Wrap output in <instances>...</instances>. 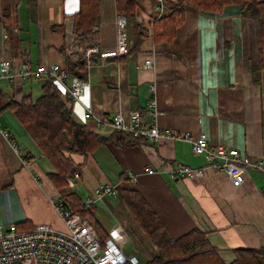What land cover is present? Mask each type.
I'll use <instances>...</instances> for the list:
<instances>
[{"label": "crops", "instance_id": "crops-1", "mask_svg": "<svg viewBox=\"0 0 264 264\" xmlns=\"http://www.w3.org/2000/svg\"><path fill=\"white\" fill-rule=\"evenodd\" d=\"M176 1L163 0L164 8ZM158 3L135 0L134 19L126 22L132 46L128 54L103 58L93 53L88 58L82 47L108 50L117 46V17L122 14L117 0H100V18L94 27L98 44L78 42L72 15L79 11L80 0H0V61L9 59L13 70L24 60L33 66L59 63L69 67L70 62L80 60L73 61L67 51L68 42L76 34L74 54L86 57L88 65L85 71L71 70L70 79L89 83L81 98L71 104L78 123L111 137L116 133L111 119L122 113L129 122L131 112L138 110L146 124L155 120L177 134L192 137L205 133L210 143L237 147L253 160L262 161V167L250 168L244 183L235 186L226 173L210 168L199 179L173 177L170 170L178 163L206 164L205 157L195 154L192 143L185 139L155 143L128 140L125 145L109 141L88 156L72 154L78 164H85L76 186L68 187L83 202L99 200L94 195L96 186L126 185L132 182L127 173H136L138 181L132 183L172 236L199 226L208 231L225 260L231 261L239 246L264 247L260 23L257 17L244 14L239 3H229L218 12L187 7L176 35L171 40H158L153 25L164 11ZM54 26L61 29L54 30ZM144 28L149 33L138 44ZM96 56L98 61H92ZM147 58L154 61L150 68L142 66ZM43 82L0 79V125L10 132L9 137L0 132V224L17 223L22 228L39 223L63 226L52 198L64 195V191L49 176L57 169L6 107L11 98L21 101L26 94L39 97ZM58 87L68 95L64 86ZM146 166L153 171H146Z\"/></svg>", "mask_w": 264, "mask_h": 264}, {"label": "trees", "instance_id": "trees-1", "mask_svg": "<svg viewBox=\"0 0 264 264\" xmlns=\"http://www.w3.org/2000/svg\"><path fill=\"white\" fill-rule=\"evenodd\" d=\"M229 3H239L244 14L258 18L260 23L258 69H264V0H177L165 6L161 17L154 22V36L158 40H171L185 19L187 7L218 12ZM134 6L135 0H117V8L126 16L127 22L134 19ZM99 9L100 0H80L79 11L72 15L79 43L98 44L99 35L94 27L99 22ZM53 29L59 30L61 27L54 26ZM148 33V29L144 28L136 43L139 44ZM97 58L96 56L92 61H98ZM87 65L88 60L83 56L76 63L70 62L68 68L81 72L85 71ZM42 79L43 91L39 97L34 98L31 94H26L21 101L11 98L6 107L16 114L35 143L56 167V172L49 173V176L56 187L64 191L63 196L67 204L79 210L83 216L92 218L98 230L99 220L91 211L92 204L88 208H83L85 203L83 198L68 187V177L74 171L81 174L85 164V161L78 164L72 154L88 156L99 145L109 141L125 145L128 140L138 142L140 139L118 130L111 137L92 132L87 126L75 120L71 107L73 101L60 90L53 78ZM117 189L116 192H120L121 199L139 227L156 247L150 258H143L135 252L138 259L136 264H264L263 246H239L234 249L235 258L231 261L225 260L219 247L211 242L208 231L199 226L192 227L178 237L171 236L158 213L137 187L121 184Z\"/></svg>", "mask_w": 264, "mask_h": 264}, {"label": "built area", "instance_id": "built-area-1", "mask_svg": "<svg viewBox=\"0 0 264 264\" xmlns=\"http://www.w3.org/2000/svg\"><path fill=\"white\" fill-rule=\"evenodd\" d=\"M165 3L159 0L158 7L161 11ZM126 16L118 14V44L108 50H99L97 46L82 47L85 56L90 57L93 53H99L103 58H112L126 55L131 50V44L127 37ZM76 34L67 44V51L73 61L80 59L79 54H74L78 47ZM153 59L147 58L142 66L150 68ZM9 59L0 61V79L23 83L30 79H42L52 77L58 85L65 87L72 101H77L88 88L89 83L84 79H70L69 68L59 63H39L33 66L29 60H24L18 69L11 68ZM152 113L156 115L155 109ZM127 122L122 113H117L112 119L113 127L121 132L128 133L133 137L145 140L149 143L160 142L162 139H185L192 143L195 154L203 155L206 164L192 166L178 163L171 168V175L178 179L202 178L206 169L226 173L235 186H241L246 173L250 168L262 167V161L253 160L247 153L237 147L227 146L223 143H210L206 134L198 137L177 134L174 129L164 128L153 120L150 124L144 123L141 112L134 110ZM0 132L9 137L10 132L0 125ZM14 146H18L13 142ZM146 171H153L146 166ZM128 178L132 182L138 181V174L128 172ZM80 172L74 171L68 178L71 187L76 186V180L80 178ZM118 184L105 183L95 187V199H101L116 192ZM59 213L63 226L57 227L51 223H39L30 228H22L17 223L0 224V264H124L131 262L136 264V254H127L126 251L113 239L102 236L90 217H85L79 210L69 206L64 196L59 194L52 198ZM93 200L86 201L83 208H88Z\"/></svg>", "mask_w": 264, "mask_h": 264}, {"label": "rangeland", "instance_id": "rangeland-1", "mask_svg": "<svg viewBox=\"0 0 264 264\" xmlns=\"http://www.w3.org/2000/svg\"><path fill=\"white\" fill-rule=\"evenodd\" d=\"M126 185L135 186L132 182ZM119 193L117 191L97 201H94V198L92 199L95 203L91 211L94 212L99 220V233L102 236L113 238L127 254H135L137 252L143 258H150L156 251V247L138 226L131 211L121 199Z\"/></svg>", "mask_w": 264, "mask_h": 264}, {"label": "bare ground", "instance_id": "bare-ground-1", "mask_svg": "<svg viewBox=\"0 0 264 264\" xmlns=\"http://www.w3.org/2000/svg\"><path fill=\"white\" fill-rule=\"evenodd\" d=\"M76 62V61H75Z\"/></svg>", "mask_w": 264, "mask_h": 264}]
</instances>
